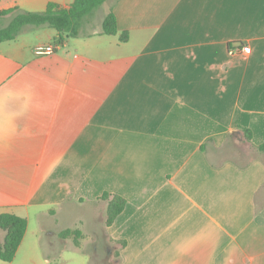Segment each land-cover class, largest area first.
I'll use <instances>...</instances> for the list:
<instances>
[{
	"label": "crops",
	"instance_id": "obj_1",
	"mask_svg": "<svg viewBox=\"0 0 264 264\" xmlns=\"http://www.w3.org/2000/svg\"><path fill=\"white\" fill-rule=\"evenodd\" d=\"M105 4L52 55L48 26L0 44V215L61 221L116 264H264V0ZM105 193L127 201L111 227Z\"/></svg>",
	"mask_w": 264,
	"mask_h": 264
},
{
	"label": "trees",
	"instance_id": "obj_2",
	"mask_svg": "<svg viewBox=\"0 0 264 264\" xmlns=\"http://www.w3.org/2000/svg\"><path fill=\"white\" fill-rule=\"evenodd\" d=\"M108 0H75L69 8L62 7L56 3H49L45 11L25 12L18 7L0 11V18L14 15L10 24L0 28V44L16 39L20 31L25 27L48 26L55 29L58 33L56 44L63 46L69 38H76L85 20L91 19L95 12L102 7ZM103 34L107 36L119 35L121 43L129 40L128 32H119L117 18L114 10L111 9L107 14L103 24ZM248 141L252 140V133L245 131ZM264 151V147H261ZM103 200L108 201L107 227H111L116 219L123 213L127 201L122 196L105 193ZM0 229L6 232L3 242H0V260L11 263L16 258L17 252L24 240L28 229V220L14 214L0 215ZM63 240L73 237L74 244L80 246L79 231L65 230L60 233Z\"/></svg>",
	"mask_w": 264,
	"mask_h": 264
},
{
	"label": "rangeland",
	"instance_id": "obj_3",
	"mask_svg": "<svg viewBox=\"0 0 264 264\" xmlns=\"http://www.w3.org/2000/svg\"><path fill=\"white\" fill-rule=\"evenodd\" d=\"M109 4H111V0H109ZM107 7L108 4H105L99 10L102 12ZM94 15L96 16V12ZM13 17L9 15L0 18V28L8 26ZM100 19L101 13L98 20ZM44 219L48 218L31 220L25 242L17 252L14 261L6 263L0 260V264H116L118 258L116 245L110 242L99 243V240L90 235L83 242V246L77 248L73 243V237L70 238L69 242L61 240L60 236L58 237V231L64 227L61 221L53 225V228L57 231L55 234L49 236L43 234L41 222ZM5 234V231L0 229V241L4 239ZM92 239L96 242L95 244L92 243Z\"/></svg>",
	"mask_w": 264,
	"mask_h": 264
},
{
	"label": "built area",
	"instance_id": "obj_4",
	"mask_svg": "<svg viewBox=\"0 0 264 264\" xmlns=\"http://www.w3.org/2000/svg\"><path fill=\"white\" fill-rule=\"evenodd\" d=\"M60 48V45L56 44L54 46H49V47H40L36 51L37 55H52L55 53L57 49ZM251 53V48L250 46L246 45H237L230 49V54L235 55V54H243V55H249Z\"/></svg>",
	"mask_w": 264,
	"mask_h": 264
}]
</instances>
